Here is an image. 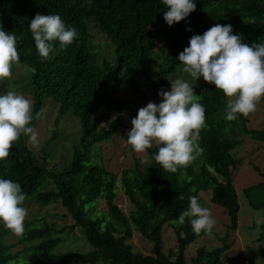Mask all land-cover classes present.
<instances>
[{
    "label": "trees",
    "instance_id": "trees-1",
    "mask_svg": "<svg viewBox=\"0 0 264 264\" xmlns=\"http://www.w3.org/2000/svg\"><path fill=\"white\" fill-rule=\"evenodd\" d=\"M196 1L194 12L197 14L192 26L198 29L208 21L203 14L207 8L201 0ZM101 2L81 0L78 5L75 0H0V27L18 37L20 57L19 64L12 68L11 77L0 80V94L13 90L32 101L30 126L35 128L39 139V148L31 150L23 146L21 137L10 149L9 156L0 161V178L21 185L26 195L24 206L28 210L22 235L13 236L0 223V264H226L240 261L242 256L239 250H231L234 243L230 239L231 232L237 230L240 211L233 174L242 161L234 157V151L247 139L264 143V127L251 129L242 116L227 121L224 118L226 99L214 85L205 82L199 88L203 90L199 98L206 109L205 126L198 137L203 152L194 162L176 173L166 172L152 158L157 146L147 150L150 159L143 163L144 154L138 156L126 144L131 151V167H125L119 175L111 171L99 144L118 134V126L103 133L88 123L84 113L91 105H102L107 99L100 87L103 72H114L117 79L125 80L134 77V69H144L145 60L153 55L151 33H161V26L155 0H104L109 9H103L99 15V29L109 38L121 39L126 45L121 52L132 57L131 62L118 67L111 60L110 52L103 53L92 45L94 42H90V35L84 29L85 20ZM216 4L227 25L235 26L242 35L247 32L251 43L264 41V0H216ZM128 6V18L117 15ZM37 14L60 15L66 26L77 31L75 42L65 50L54 48L47 59H42L29 28ZM243 18H251L253 26L243 23ZM56 42H53L54 47L59 46ZM82 42L88 43L87 50L78 48ZM165 43L167 53L159 62L163 77L172 68L180 49L174 32L165 38ZM25 49H31V53L26 54ZM15 67L17 70H13ZM212 93L218 101L210 99ZM47 103L56 113L52 129L43 127L35 118ZM105 106L113 110L123 105L115 106L110 100ZM67 113L79 115L82 121L79 129L64 132L59 128L60 120ZM121 128L122 139L126 141L131 129L129 126ZM254 170L259 172L257 167ZM261 176L263 180L245 188L243 196L252 210L264 213V174ZM117 190L118 195L125 196L132 205L127 214L116 203ZM179 195L184 199H178ZM193 195L202 206L205 201L213 213L222 210L228 222L224 233L212 231L214 241L205 240L187 256L189 247L208 236L203 232L194 233L188 218L182 225L178 222L179 215L189 206V196ZM50 206L59 207L64 213L60 216L41 211ZM60 217L59 226L54 219ZM74 229L78 230L75 235L84 236L90 250L55 253L57 246L64 243L60 234ZM251 229L258 230L257 238H253L257 240L261 258L258 264H263L264 223L253 224ZM169 231L174 245L167 244L164 249ZM134 233L150 246L149 253L132 250L129 241ZM216 242L219 244L215 245ZM227 251L232 254L228 256Z\"/></svg>",
    "mask_w": 264,
    "mask_h": 264
},
{
    "label": "clouds",
    "instance_id": "clouds-1",
    "mask_svg": "<svg viewBox=\"0 0 264 264\" xmlns=\"http://www.w3.org/2000/svg\"><path fill=\"white\" fill-rule=\"evenodd\" d=\"M75 1L79 5L81 0ZM155 1L161 33H151L153 55L145 60L144 69H134V77L120 80L114 72H103L100 87H103L107 99L102 105H91L84 114L88 123L103 130V133L116 126L120 133L121 126H129L131 130L127 132L125 145H130L137 154H144L143 163L150 159L147 150L157 146L158 150L152 158L164 171L176 173L180 168L188 167L203 152L198 137L205 126L206 109L199 98L203 91L199 88L205 82L214 85L226 99L224 118L227 121H234L238 116L248 121L257 110L258 103L264 101V41L251 43L247 32L242 35L241 30L227 25L229 23L217 10L216 0H201L207 8L203 14L208 23L198 29L192 26L197 14L194 12L196 0ZM105 8L109 9L102 0L85 20L84 29L90 35V42H94L92 45H106L111 60L121 67L131 62L132 57L121 52L120 49L126 46L121 39L109 38L100 31L97 19ZM117 15L128 18L129 6ZM243 19V23L245 21L253 26L251 18ZM29 28L35 49L42 59H47L54 48L65 50L78 36L77 31L66 26L58 14H37ZM172 32L179 39L180 49L172 68L163 77L159 62L167 53L165 38ZM17 41L15 33H8L0 27V80L10 78L13 66L19 64ZM53 42L59 43V46L54 47ZM160 42L163 45L156 49V43ZM85 45L88 43L82 42L78 48L87 50ZM25 53L30 54L31 49H25ZM209 97L218 101L214 93ZM110 100L115 106H123L109 110L105 105ZM43 108L36 114V119L41 118ZM32 111V101L23 94L13 90L0 94V161L9 156L10 149L21 137L25 148H39L38 134L30 126ZM51 111L55 116L56 113ZM73 115L67 113L60 120L59 128L64 132L80 128L82 121L79 115ZM104 142L99 144L101 151ZM253 142L264 146L262 142ZM177 198L183 200L184 196ZM188 199L189 206L179 215V224H184L188 218L194 233L199 235L203 232L211 236L216 225L211 210L202 206L195 195ZM25 201L26 195L19 183L0 178V223L18 236L23 234L28 216ZM256 238L254 243L257 245Z\"/></svg>",
    "mask_w": 264,
    "mask_h": 264
},
{
    "label": "rangeland",
    "instance_id": "rangeland-1",
    "mask_svg": "<svg viewBox=\"0 0 264 264\" xmlns=\"http://www.w3.org/2000/svg\"><path fill=\"white\" fill-rule=\"evenodd\" d=\"M102 39H99L101 41ZM156 43V49H159L160 46L163 44ZM160 45V46H159ZM103 53H107L109 51V48L106 47V45L102 44L99 46ZM13 70H17L16 67ZM18 72H21V69H18ZM2 92V91H1ZM0 92V93H1ZM50 104H45V108H43L41 118L38 119V123H40L43 127H47L49 129H52V120L54 117V113L51 111L52 108L49 106ZM253 116L248 120V126L251 129H257L261 130L263 129V118H264V101H260L257 105V110L252 113ZM63 122V121H61ZM260 128V129H259ZM257 142V141H255ZM102 157L105 159V164L107 167L113 171L114 173H117L119 175L120 171L124 169L125 167H131L130 163V157H131V151L127 145H125L121 131L119 134L113 136V138L108 141L102 143ZM140 154H138L139 156ZM234 157L241 160L242 164L238 165L234 169L233 174V186L236 191L237 200L240 206V211L238 214V228L235 232H231L230 239L232 244L231 250L235 251L234 249L239 250L238 252L241 254L242 257H240V261L237 259V261H227L226 264H258L261 261V258L257 251V245L254 243V235H258V230L251 229L253 224L255 225H261L264 223V213L262 211H256L252 210L246 203L245 198L243 196V190L245 188H248L250 186H254L257 183L261 182L263 177L261 174H264V146L254 143L253 141H250L247 139L245 141L244 145L241 146L239 149L234 151ZM254 167L259 168L258 173L254 171ZM119 194L120 191H119ZM118 195V190H117ZM117 197V196H116ZM202 201H204L202 199ZM116 203L118 207L124 212L128 213L130 212L132 205L129 203L128 199L123 195H118L116 199ZM102 203L100 204V207L102 209ZM204 207H208L207 203L204 201L203 204ZM211 210V209H210ZM45 213L48 211L49 214L52 212V215H62L64 212L59 207H53L50 206L46 208ZM213 218L216 220V225L213 228V232L215 234L218 233H224L226 228L224 225L228 222V218L226 214L222 212V210H216L211 211ZM254 221V222H253ZM257 221H260L258 224ZM54 222L57 224H60L61 217L55 218ZM241 224V225H240ZM250 228V230H249ZM78 231V230H77ZM252 232V234H249V232ZM74 230L73 232L69 233L68 230L64 232V243H61L57 246L55 249V253L57 254H64L68 252H78V253H85L90 250L87 242L85 241V238L82 234L78 233L75 235ZM15 234H13L14 236ZM221 237V236H220ZM205 240H208L210 242H213L214 239L212 236H206L204 237L200 242L197 241V243L193 244L191 247H189L186 250L187 256H190L195 252L197 247ZM129 243L132 246V250L134 252H147L149 253L150 246L146 243L142 237H140L137 233L133 234L132 239L129 241ZM167 244H171V246L174 245V239L173 234L169 231L168 232V240L164 245V249H166ZM219 243L216 242L215 245H218ZM259 246V245H258ZM17 249V247L15 248ZM252 252H251V251ZM226 254L230 256L232 254V251H227ZM253 254V255H252ZM237 257V256H236ZM264 264V263H263Z\"/></svg>",
    "mask_w": 264,
    "mask_h": 264
}]
</instances>
